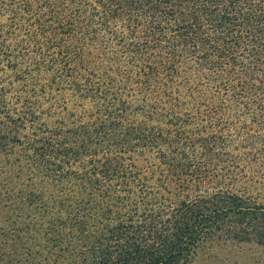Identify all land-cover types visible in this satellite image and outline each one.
Returning <instances> with one entry per match:
<instances>
[{
    "label": "trees",
    "instance_id": "1",
    "mask_svg": "<svg viewBox=\"0 0 264 264\" xmlns=\"http://www.w3.org/2000/svg\"><path fill=\"white\" fill-rule=\"evenodd\" d=\"M264 245V0H0V264H186Z\"/></svg>",
    "mask_w": 264,
    "mask_h": 264
},
{
    "label": "rangeland",
    "instance_id": "2",
    "mask_svg": "<svg viewBox=\"0 0 264 264\" xmlns=\"http://www.w3.org/2000/svg\"><path fill=\"white\" fill-rule=\"evenodd\" d=\"M186 264H264V245L234 239L205 240Z\"/></svg>",
    "mask_w": 264,
    "mask_h": 264
}]
</instances>
